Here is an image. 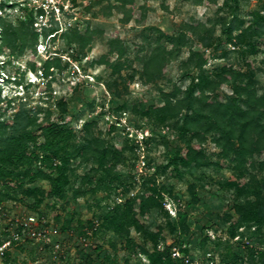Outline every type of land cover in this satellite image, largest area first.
I'll return each instance as SVG.
<instances>
[{
  "label": "rangeland",
  "instance_id": "obj_1",
  "mask_svg": "<svg viewBox=\"0 0 264 264\" xmlns=\"http://www.w3.org/2000/svg\"><path fill=\"white\" fill-rule=\"evenodd\" d=\"M4 1L7 4L11 0ZM75 4L83 22L82 28L76 30L83 33L82 38L75 35L74 31L63 34L53 40L48 51L42 52L38 51L37 46L33 48L30 45L19 51L18 45L14 48L5 46L0 38V88L4 99L0 106L5 108L8 98L13 103L25 100L31 105L42 106V116L47 109H51L54 117L59 110L57 101L64 99L71 123L80 129L85 121L93 120L92 133L113 146L124 144L127 137L123 121L115 123L125 110L126 120L130 124L148 130L145 150L141 154L136 148L135 157L127 153V160L117 167L120 179L111 187L103 183L96 192L87 191L75 197V189L81 187L79 177L95 164L92 158L84 160L75 157L72 158L75 173L67 186L65 199L55 200L43 193L41 204L36 205L34 197L26 196L21 189L0 199V240L11 234L23 216L40 214L45 219V225L58 229L59 233L53 240L61 242L56 249L51 243L45 245L33 240L23 241L0 258V264H84L86 259L85 264H145L147 261L143 256L140 257L135 250L128 251L120 245L122 239L112 230L100 229L87 237V244L82 241L83 235L79 232L83 223L92 215L102 214L116 200L121 202L133 194L143 193L153 183L160 188L163 201L168 197L175 210L171 213L167 208L152 209L147 219L148 226L163 224L170 242L179 235L178 230H171L172 225L189 226L182 228L180 239L189 241L196 247L201 246L202 236L208 232L205 229L213 228L220 235L211 239L207 243L208 247L222 253L228 247L237 251L242 247L241 240L232 241L229 225L217 217L220 210L244 200V197L225 183L231 170L217 165H191L184 169L185 174L180 179L175 178L167 162L184 144L177 134L176 124L182 117L160 123L154 118L135 114L130 108L134 100L159 102L164 90L171 91L176 86L184 90L191 76L197 72L193 65L186 63L192 49L204 52L207 58L204 65L206 68L227 63L241 72L253 71L257 92L264 94V33L247 37L243 42H235L234 38L219 46L204 47L201 36L211 35L214 39L225 37L221 34V27L223 21L230 18L231 8L230 3L226 4L224 0H75ZM255 10H260L264 15V0L239 1L238 15L247 22ZM1 15L6 22L20 28L19 12L6 7ZM17 31L29 43L31 31L25 28L22 29L23 33L21 29ZM162 32L173 35L184 32L186 38L181 44L172 43ZM89 35L91 38L87 41ZM159 43L167 50L176 49L166 59L161 77L156 81L146 82L143 79L144 60ZM117 46L125 48L122 58L125 65L119 73L112 74L109 63L101 60L104 58L108 62H114L117 51H112L111 47ZM49 51H55V55L46 57ZM55 56L59 60L49 67L46 74L44 62ZM130 74H134L133 80H129ZM120 76H124L126 81H122ZM115 78L120 80L119 96H114L109 87V84L113 85ZM217 92L223 97L231 95V82H222ZM125 107L126 109L121 110ZM111 123L114 128L110 129ZM130 142L133 141L130 139ZM203 146L211 158H218L216 153L219 147L210 137ZM102 174L99 172L96 177ZM258 174L260 179H264V170ZM192 185L197 201L192 197ZM25 186H39L48 190L50 183L46 179L37 178ZM88 186L87 183L81 188ZM251 225L248 222L241 225L245 227L243 233H247L249 237L253 231L250 229ZM131 234L138 244L144 245L142 233L132 230ZM251 239L264 247V229ZM97 245L101 247L99 251L109 254L110 258L101 259L96 256ZM86 253L91 254V259L86 258ZM244 258L248 260V264H252L249 256L244 254ZM127 259L130 260L129 263Z\"/></svg>",
  "mask_w": 264,
  "mask_h": 264
},
{
  "label": "trees",
  "instance_id": "obj_2",
  "mask_svg": "<svg viewBox=\"0 0 264 264\" xmlns=\"http://www.w3.org/2000/svg\"><path fill=\"white\" fill-rule=\"evenodd\" d=\"M239 1L224 0L226 4L230 3L231 8L230 18L224 20L221 27V34L225 37L214 39L211 35L201 36L204 47L219 46L234 38L235 42H243L247 37L264 33V15L260 10H255L247 22L238 15ZM6 5L4 0H0V8ZM0 24L3 45L13 48L18 45L19 51H23L27 45L35 48L38 33L32 28L30 21L20 20V28H17L11 22H6L0 13ZM24 28L31 31L29 43H26L24 37L17 31L21 29L23 33ZM73 31L75 35L83 37V33L76 29L64 34ZM235 31L238 32L234 34ZM162 33L172 43L181 44L186 38L184 32L177 35ZM90 38L91 35L87 41ZM111 50L117 51V59L108 62L102 58L101 61L109 63L112 74H116L125 65L122 61L125 48L117 46L111 47ZM174 50H167L160 43L153 48L144 60L143 79L146 82H153L161 77L162 67ZM58 60V56L45 60L46 74L49 67ZM206 61L204 52L192 49L186 63L193 65L197 72L191 76L184 90L178 86L171 91L164 90L159 102L146 103L141 99L134 100L130 109L135 114L154 118L160 123L182 117L176 124L177 134L184 144L169 158L167 166L170 167V172L175 178L180 179L185 174L184 169L191 165L228 167L231 174L225 183L244 197V200L236 201L220 210L217 217L229 225L232 237L239 232V227L244 222L256 224V229L250 234L252 238L264 229V179H260L258 174L264 170V94L257 92L253 71L241 72L227 63L209 69L204 66ZM120 79L126 81L124 76H120ZM133 79L134 74H130L129 80ZM119 81V78H115L113 85L109 84L114 96L121 95ZM222 82H231L233 89L231 95L223 97L217 92ZM3 101L0 88V103ZM57 105L59 110L54 117L51 109H47L42 116V106L31 105L25 100L13 103V100L8 98L6 107L0 106V199L9 197L12 191L18 192L20 189L26 196L34 197L36 205L41 204L43 193L55 200L65 199L67 186L72 181V174L75 173L72 165V158L75 157L84 160L92 158L95 164L79 177L81 187L87 183L89 186L84 189L78 186L74 196L78 197L87 191L96 192L101 184L106 183L111 187L120 179L117 167L127 160L128 152L133 157L136 156V145L130 142L128 136L122 145L107 144L101 136L92 133L93 120L85 121L79 129L67 116V102L60 99ZM124 109L126 107L121 110ZM109 127L114 128V124H109ZM209 137L219 147L217 159L211 158L203 146ZM99 172L103 174L96 177ZM37 178L48 180L50 188L44 190L39 186H25ZM191 187L192 197L197 201L194 185ZM154 208L167 210L163 203V194L156 183L147 186L143 193L133 194L121 202L116 200L112 206H107L102 214L92 215L83 223L79 234L88 237L100 229L112 230L122 239L120 245L124 249L135 250L140 257L145 255L148 258L145 264H181L171 256L170 249L172 244L190 243L180 239L182 228L189 226L172 225L171 230L174 232L178 230L179 235L172 244L160 248L158 243L166 240L168 236L165 234L163 224L147 225L149 214ZM179 215L181 216V213ZM132 230L142 233L144 245L136 242L131 234ZM209 241L211 238L205 232L200 247L207 246ZM96 247H98L96 256L101 259L110 258L109 254L99 251L101 248L99 245ZM81 253L85 254L82 251ZM220 254L229 262L243 258L245 254L252 259V264H264V247L247 246L238 248L237 251H232L228 247L225 253L221 251ZM90 255L86 253L88 260L91 259ZM86 261L87 259L84 260L85 263ZM127 261L129 263L130 260Z\"/></svg>",
  "mask_w": 264,
  "mask_h": 264
},
{
  "label": "built area",
  "instance_id": "obj_3",
  "mask_svg": "<svg viewBox=\"0 0 264 264\" xmlns=\"http://www.w3.org/2000/svg\"><path fill=\"white\" fill-rule=\"evenodd\" d=\"M14 9L19 12L20 20L30 21L32 28L38 33L37 49L38 51H48L47 48L53 43V40L73 29H81L83 22L80 19L78 12V6L75 4V0H11L4 7ZM0 8V13H3V9ZM46 57L55 55V51H49ZM125 117V118H124ZM127 112L124 110L117 118L116 124H120L123 121V127L125 134L135 143L139 153L143 154L145 150V140L148 138V130L136 127L130 124L127 120ZM121 200V198H119ZM165 208L169 209L171 213L173 208V202L165 197L163 201ZM175 207V206H174ZM245 227L241 226L239 232L232 238V241L242 242V247L257 246L254 240L244 232ZM251 230L256 229V224H252ZM207 234L211 239H216L220 234L213 228L207 229ZM59 233L55 227L49 228L45 225V219L38 214H28L23 216L15 229H12L11 234L0 240V258L6 256V254L14 248L16 244L22 243L28 239L42 242L43 244H53L54 248H59L61 242L53 240L54 236ZM82 241L87 244V237H82ZM173 241L161 240L158 243L160 248H164L167 244H172ZM171 256L181 262V264H248L246 258H241L235 262H229L222 258L220 251L212 247H196L194 244L184 242L183 244L171 245ZM143 259L148 258L142 255ZM38 264V262H35Z\"/></svg>",
  "mask_w": 264,
  "mask_h": 264
}]
</instances>
